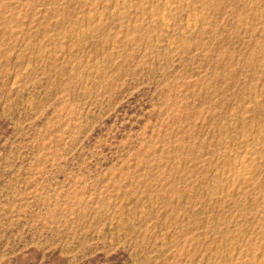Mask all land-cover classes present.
I'll return each instance as SVG.
<instances>
[{
    "label": "rangeland",
    "instance_id": "374dc122",
    "mask_svg": "<svg viewBox=\"0 0 264 264\" xmlns=\"http://www.w3.org/2000/svg\"><path fill=\"white\" fill-rule=\"evenodd\" d=\"M0 264H264V0H0Z\"/></svg>",
    "mask_w": 264,
    "mask_h": 264
}]
</instances>
